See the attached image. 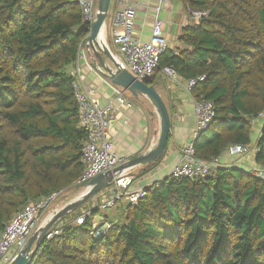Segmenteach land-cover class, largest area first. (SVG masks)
I'll use <instances>...</instances> for the list:
<instances>
[{"label": "trees", "instance_id": "obj_1", "mask_svg": "<svg viewBox=\"0 0 264 264\" xmlns=\"http://www.w3.org/2000/svg\"><path fill=\"white\" fill-rule=\"evenodd\" d=\"M185 1L207 16L184 30L187 49L166 51L158 70L205 76L191 92L213 102L216 116L194 147L199 159L216 163L230 145L251 144L250 122L264 111V0ZM89 33L77 0H0V233L29 202L80 189L87 134L71 67ZM256 162L264 167V125ZM146 192L102 237L92 235L101 209L83 224L76 219L84 205L71 212L30 264H264L259 179L219 165L194 180L170 175Z\"/></svg>", "mask_w": 264, "mask_h": 264}, {"label": "crops", "instance_id": "obj_2", "mask_svg": "<svg viewBox=\"0 0 264 264\" xmlns=\"http://www.w3.org/2000/svg\"><path fill=\"white\" fill-rule=\"evenodd\" d=\"M124 1L136 11L134 24V37L142 43L150 40L154 24L162 22L163 34L168 43L167 53L179 54L187 49V44L181 39L183 32L189 27H199L200 20L196 19L185 0H111L105 28L99 40L105 42L116 62L122 61V55L113 44V18L115 12L124 8ZM87 42L82 46L79 58L71 71L75 73V82L81 90L92 89L96 93V98L102 106H111V126L110 137L114 144L115 153L126 162L146 154L157 144L161 122L153 104L144 97L136 99L129 92L115 86L104 74L97 69L95 62L87 51ZM115 50H113V48ZM149 85L155 86L156 91L165 102L171 119V129L169 142L165 153L156 166H137L127 169L121 173V178H131L133 180L129 191H145L161 182L171 175L174 167L179 165L182 159V150L193 138L196 126L195 97L187 89L186 79L182 77L171 78L162 70H158ZM119 93H124V102L119 101ZM264 119H253L250 122V145L248 152L243 155H231L226 149L217 161V165L224 168H238L250 174L256 166L263 167L256 162L257 146L261 136ZM240 145V144H232ZM229 146V147H230ZM251 175V174H250ZM74 189L73 185L63 189L64 193ZM112 187L106 188L93 199L90 204L84 205L82 213L99 210V203L104 196H108ZM76 198L85 191V188L76 189ZM88 203V202H87ZM67 204V203H65ZM127 205L126 198L121 199L113 207L122 211L125 216ZM62 206V205H61ZM57 203L53 211H58L62 207ZM98 214H103L100 221H97ZM93 217V222L102 224L104 222H115L117 214L105 215L99 213ZM50 216V215H49ZM110 220V221H109Z\"/></svg>", "mask_w": 264, "mask_h": 264}, {"label": "built area", "instance_id": "obj_3", "mask_svg": "<svg viewBox=\"0 0 264 264\" xmlns=\"http://www.w3.org/2000/svg\"><path fill=\"white\" fill-rule=\"evenodd\" d=\"M82 11L84 21L89 24L92 33L93 23L96 21L98 8L97 0H77ZM124 8L114 14L113 24V44L122 55L119 61V68L127 70L132 76L141 81L152 79L160 67L161 57L168 49V43L163 34L162 22L154 24L150 40L146 43L139 42L134 37V24L136 11L128 6L126 2ZM192 15L201 20L207 16L204 11H191ZM162 71L171 78H177L176 72L165 67ZM75 76V73L72 72ZM205 81V76H198L186 80L187 89L191 92L198 84ZM75 97L79 108V127L87 134L83 146L82 164L83 172L76 186H85L95 177L113 171L118 166L125 163L114 151V144L110 137L111 106H102L96 98V93L92 89H83L77 82L73 84ZM119 101L124 102V93H119ZM196 126L192 141L182 150V159L179 165L174 167L171 176L176 178L198 179L210 174L212 166H219L216 163H208L199 159L196 155L194 141L201 133L206 131L216 116L213 102L208 100L195 101ZM258 119H264V111L259 113ZM248 147L244 145L230 146L228 151L231 155H243L248 152ZM251 176L264 183V167L256 166L250 172ZM133 180L131 178H121L111 186L108 196H104L99 203V209L106 210L113 208L118 201L126 198L130 205H137L140 200L147 196L145 191H129ZM64 191H58L48 197L40 198L37 201L29 202L19 212L13 215L12 219L5 225L0 233V264H12L18 254L26 247L29 239L39 226V219L42 214L61 196ZM90 212H84L76 219L77 224H83ZM63 223L54 226L46 235L45 240H52L62 233ZM114 229V224L104 222L97 224L92 222V235L96 238L104 236Z\"/></svg>", "mask_w": 264, "mask_h": 264}, {"label": "water", "instance_id": "obj_4", "mask_svg": "<svg viewBox=\"0 0 264 264\" xmlns=\"http://www.w3.org/2000/svg\"><path fill=\"white\" fill-rule=\"evenodd\" d=\"M111 0H98V12L96 21L92 26V33L88 37L87 51L95 62L96 67L115 86L129 92L133 97L147 98L154 106L161 122V130L157 144L146 154L136 157L113 171L101 174L92 179L86 186L85 191L65 204L61 209L48 216L41 226L34 231L26 247L18 254L12 264H30L38 249L46 238L47 233L71 212L81 208L97 194L111 187L127 169L154 163L164 153L170 136L171 119L168 108L155 89L145 81L136 79L127 70H121L119 64L102 40H99L103 32L110 9ZM201 22V20H200Z\"/></svg>", "mask_w": 264, "mask_h": 264}, {"label": "rangeland", "instance_id": "obj_5", "mask_svg": "<svg viewBox=\"0 0 264 264\" xmlns=\"http://www.w3.org/2000/svg\"><path fill=\"white\" fill-rule=\"evenodd\" d=\"M98 5V0H97V3H96V6ZM113 50L114 47H112ZM263 120V119H262ZM5 137L9 140V142H13L15 140V137H14V134L12 132H10L9 130H6V134H5ZM25 151L27 150L26 148H24ZM26 160H29V158L27 157V154H26ZM77 193V190L76 188L74 189H71L67 192L64 193L63 196H61L55 203H53L41 216V218L39 219V226H41L43 224V222L45 221V219L49 216V215H52L54 213L53 209L55 207V205L57 203H60V206H64L65 203H68L70 202L71 200L74 199L75 197V194ZM88 204H90V201L88 203L85 204V206H87ZM61 206V207H62ZM56 212V211H55ZM102 212H105V215H113V213L117 214V218H116V221H115V224L117 225H122L125 221V216L124 214L122 213V211H119L118 209H115V208H109V209H106V210H102ZM91 213V212H90ZM106 215V216H107ZM103 216V214H98V218H97V221H100L101 220V217ZM71 216H67L66 217V220L70 221L69 218Z\"/></svg>", "mask_w": 264, "mask_h": 264}, {"label": "bare ground", "instance_id": "obj_6", "mask_svg": "<svg viewBox=\"0 0 264 264\" xmlns=\"http://www.w3.org/2000/svg\"><path fill=\"white\" fill-rule=\"evenodd\" d=\"M102 34V33H101ZM100 37H101V35H100Z\"/></svg>", "mask_w": 264, "mask_h": 264}]
</instances>
